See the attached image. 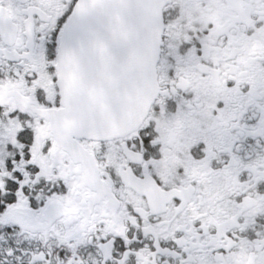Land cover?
Wrapping results in <instances>:
<instances>
[{"label":"snow or ice","instance_id":"6c2138e0","mask_svg":"<svg viewBox=\"0 0 264 264\" xmlns=\"http://www.w3.org/2000/svg\"><path fill=\"white\" fill-rule=\"evenodd\" d=\"M0 264H264V0H0Z\"/></svg>","mask_w":264,"mask_h":264}]
</instances>
